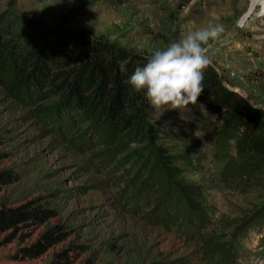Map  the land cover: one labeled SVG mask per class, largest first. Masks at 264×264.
Returning a JSON list of instances; mask_svg holds the SVG:
<instances>
[{"label": "rangeland", "instance_id": "374dc122", "mask_svg": "<svg viewBox=\"0 0 264 264\" xmlns=\"http://www.w3.org/2000/svg\"><path fill=\"white\" fill-rule=\"evenodd\" d=\"M0 16L19 42L57 39L66 49L102 40L137 59L221 24L209 65L264 113V0H0ZM12 81L10 69L0 72V171L19 178L1 188L0 208L32 203L53 216L1 232L0 264H50L71 246H80L71 264H264V151H238L233 135L222 151L224 116L206 99L183 119L178 109L146 107L154 147L116 132L48 80L19 91ZM51 228L63 240L26 256Z\"/></svg>", "mask_w": 264, "mask_h": 264}, {"label": "trees", "instance_id": "16d2710c", "mask_svg": "<svg viewBox=\"0 0 264 264\" xmlns=\"http://www.w3.org/2000/svg\"><path fill=\"white\" fill-rule=\"evenodd\" d=\"M17 39L11 23L0 16V72L12 71L13 89L19 91L23 85L28 87L29 80L37 86L48 80L66 95L67 100L72 99L89 114L98 111L103 121L116 132H124L128 137L137 135L138 141L148 138L155 147L156 137L150 136L153 128L144 111L146 107L153 108L143 91L136 92L125 83L148 59L140 56L137 59L120 46L102 40L73 41L70 48L62 49L57 39L47 42L44 38L37 43L31 39L22 42ZM203 76L204 91L199 98L207 100L212 115L220 113L224 116V126L218 134L221 150H226V138L233 135L238 151L240 147L257 153L264 151L263 111L238 99L210 65ZM67 100L57 109L58 112L68 106ZM154 159L158 166H163L159 154ZM245 175L251 176L249 172ZM18 178L8 170L0 171V191ZM50 216L53 211L43 205H4L0 208V233L10 228L18 229L21 225H39ZM63 238L62 233L51 228L25 248L24 254L36 258ZM79 247L71 246L58 252L50 264H71L72 251L79 252Z\"/></svg>", "mask_w": 264, "mask_h": 264}, {"label": "clouds", "instance_id": "9594fccd", "mask_svg": "<svg viewBox=\"0 0 264 264\" xmlns=\"http://www.w3.org/2000/svg\"><path fill=\"white\" fill-rule=\"evenodd\" d=\"M223 30L217 23L189 31L180 40L152 52L147 63L137 67L125 83L136 92L143 91L155 111L178 109L183 119L184 110L197 105L204 91L203 73L211 63L210 41L218 40ZM194 135L202 137L199 129Z\"/></svg>", "mask_w": 264, "mask_h": 264}, {"label": "bare ground", "instance_id": "6f19581e", "mask_svg": "<svg viewBox=\"0 0 264 264\" xmlns=\"http://www.w3.org/2000/svg\"><path fill=\"white\" fill-rule=\"evenodd\" d=\"M258 8V4H254V11ZM260 18V17H259ZM255 20V19H254Z\"/></svg>", "mask_w": 264, "mask_h": 264}]
</instances>
